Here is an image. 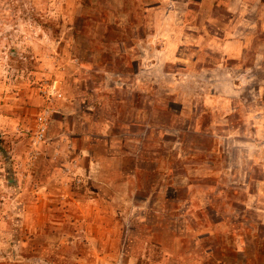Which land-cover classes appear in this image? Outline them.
Instances as JSON below:
<instances>
[{
	"label": "rangeland",
	"instance_id": "374dc122",
	"mask_svg": "<svg viewBox=\"0 0 264 264\" xmlns=\"http://www.w3.org/2000/svg\"><path fill=\"white\" fill-rule=\"evenodd\" d=\"M0 264H264V0H0Z\"/></svg>",
	"mask_w": 264,
	"mask_h": 264
},
{
	"label": "built area",
	"instance_id": "2783aa9c",
	"mask_svg": "<svg viewBox=\"0 0 264 264\" xmlns=\"http://www.w3.org/2000/svg\"><path fill=\"white\" fill-rule=\"evenodd\" d=\"M43 118H44L43 116L40 117L41 120H43ZM42 135H43V133L40 134V136H42Z\"/></svg>",
	"mask_w": 264,
	"mask_h": 264
}]
</instances>
